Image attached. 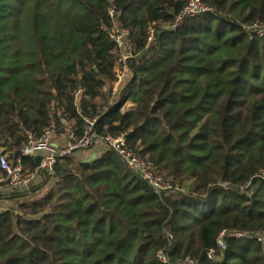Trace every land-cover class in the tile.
<instances>
[{"label": "trees", "instance_id": "1", "mask_svg": "<svg viewBox=\"0 0 264 264\" xmlns=\"http://www.w3.org/2000/svg\"><path fill=\"white\" fill-rule=\"evenodd\" d=\"M186 3L0 0L9 158L30 133L80 137L96 119L100 137L126 133L182 188L158 195L113 150L90 162L61 157L36 185L48 186L43 194L0 212V264H264V34L248 30L264 24V0H204L207 11L164 28ZM115 23L134 50L114 94ZM225 230L245 235L226 236L222 248Z\"/></svg>", "mask_w": 264, "mask_h": 264}, {"label": "built area", "instance_id": "2", "mask_svg": "<svg viewBox=\"0 0 264 264\" xmlns=\"http://www.w3.org/2000/svg\"><path fill=\"white\" fill-rule=\"evenodd\" d=\"M110 1L114 2V0ZM207 10L208 7L205 5L204 0H187L185 7L176 16L174 22L163 27L169 30H176L186 18L198 16ZM109 14L113 19L117 17L118 11L114 4L109 7ZM248 30L263 35L264 24L249 26ZM109 35L120 52V66L117 70L118 79L113 88V93L115 94L118 87L129 76L128 60L133 55L134 46L130 30L116 23L109 30ZM154 39L155 29L150 28L148 44ZM128 105L129 103L126 106ZM95 123L96 119H87L84 125V132L80 137L74 133H57L51 128L45 129L40 136L30 133L21 149L20 155L14 161L0 147V168L4 173L0 177V193L8 195L23 191L30 194L32 187L43 183L47 174L54 171L59 158L73 153L89 155L99 142H102L107 150L116 152L134 173L151 185L158 195L168 191L182 190L178 183H174V181L157 172L152 161L141 157L132 149L126 133L118 136L107 135L100 137L94 128ZM26 158H33L35 162L33 168L27 166ZM244 235V233L225 230L220 234L218 242L224 248L226 236L242 237ZM258 236H260V240L264 241V234ZM210 256L212 257V254ZM159 258L161 261L167 262V256L164 253H160Z\"/></svg>", "mask_w": 264, "mask_h": 264}, {"label": "crops", "instance_id": "3", "mask_svg": "<svg viewBox=\"0 0 264 264\" xmlns=\"http://www.w3.org/2000/svg\"><path fill=\"white\" fill-rule=\"evenodd\" d=\"M134 106H135L134 103L129 102V105H128L129 108L128 107L127 108L131 109ZM105 150H106V148H105L104 144L102 142H99L97 144L96 148L91 151V153L96 152L97 156H99ZM89 155H86V157H88ZM15 202H16V199L14 198L13 193L8 194V195L0 193V212L15 207Z\"/></svg>", "mask_w": 264, "mask_h": 264}, {"label": "rangeland", "instance_id": "4", "mask_svg": "<svg viewBox=\"0 0 264 264\" xmlns=\"http://www.w3.org/2000/svg\"><path fill=\"white\" fill-rule=\"evenodd\" d=\"M108 91V90H107ZM128 107V106H127ZM129 108V107H128ZM41 184H38V186H40ZM48 188L47 187H44V188H40V189H36V186L32 187L31 189V193H27V192H14L13 195H14V198L16 199V203L20 202V201H29V200H32L33 198H36L37 196H40L41 194H43L46 189ZM37 191V192H35Z\"/></svg>", "mask_w": 264, "mask_h": 264}, {"label": "water", "instance_id": "5", "mask_svg": "<svg viewBox=\"0 0 264 264\" xmlns=\"http://www.w3.org/2000/svg\"><path fill=\"white\" fill-rule=\"evenodd\" d=\"M96 157H97V153L93 152L85 159V161L90 162V161L94 160ZM36 160H37V158H36Z\"/></svg>", "mask_w": 264, "mask_h": 264}]
</instances>
